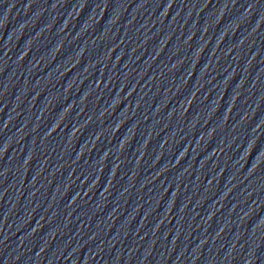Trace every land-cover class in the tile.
<instances>
[{
  "label": "water",
  "instance_id": "obj_1",
  "mask_svg": "<svg viewBox=\"0 0 264 264\" xmlns=\"http://www.w3.org/2000/svg\"><path fill=\"white\" fill-rule=\"evenodd\" d=\"M0 264H264V0H0Z\"/></svg>",
  "mask_w": 264,
  "mask_h": 264
}]
</instances>
